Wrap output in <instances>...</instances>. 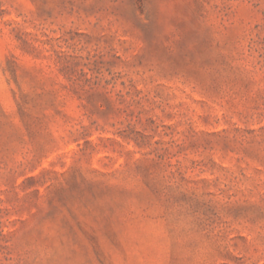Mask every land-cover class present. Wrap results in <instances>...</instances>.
Masks as SVG:
<instances>
[{
    "label": "rangeland",
    "instance_id": "obj_1",
    "mask_svg": "<svg viewBox=\"0 0 264 264\" xmlns=\"http://www.w3.org/2000/svg\"><path fill=\"white\" fill-rule=\"evenodd\" d=\"M0 264H264V0H0Z\"/></svg>",
    "mask_w": 264,
    "mask_h": 264
}]
</instances>
